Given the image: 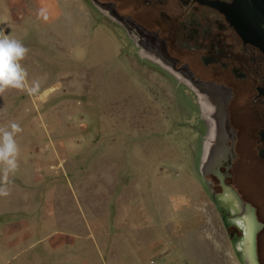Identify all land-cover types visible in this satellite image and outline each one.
I'll return each instance as SVG.
<instances>
[{"label":"rangeland","instance_id":"1","mask_svg":"<svg viewBox=\"0 0 264 264\" xmlns=\"http://www.w3.org/2000/svg\"><path fill=\"white\" fill-rule=\"evenodd\" d=\"M118 25L90 0H0V30L40 82L0 95V127L22 128L0 264H245L235 211L205 185L199 95Z\"/></svg>","mask_w":264,"mask_h":264},{"label":"flooded vegetation","instance_id":"2","mask_svg":"<svg viewBox=\"0 0 264 264\" xmlns=\"http://www.w3.org/2000/svg\"><path fill=\"white\" fill-rule=\"evenodd\" d=\"M99 1L161 37L177 69L223 92L199 101L207 118L197 127L205 185L228 215L235 211V241L243 243V231L252 228L251 262L264 264V0ZM209 106L222 109L219 124L229 115L230 131L213 133Z\"/></svg>","mask_w":264,"mask_h":264},{"label":"clouds","instance_id":"3","mask_svg":"<svg viewBox=\"0 0 264 264\" xmlns=\"http://www.w3.org/2000/svg\"><path fill=\"white\" fill-rule=\"evenodd\" d=\"M40 15L47 19L46 10L41 9ZM28 52L22 41L0 30V95L10 88L27 91L29 95L39 92L40 82L32 81L29 84V73L21 63ZM20 132L22 128L15 122L8 127H0V171L3 173L0 184L7 185L9 174L18 168L20 148L16 135ZM0 195H8L6 187H0Z\"/></svg>","mask_w":264,"mask_h":264},{"label":"water","instance_id":"4","mask_svg":"<svg viewBox=\"0 0 264 264\" xmlns=\"http://www.w3.org/2000/svg\"><path fill=\"white\" fill-rule=\"evenodd\" d=\"M105 16L109 17L111 20L116 21L120 26L124 27L127 33V37L131 38L134 45L138 49V54L143 59H148L163 69H165L172 76L177 78L181 83L185 84L187 87L193 89L197 95H199V101L212 100L214 93L219 92V89L215 86H209L204 82L195 80L191 72L186 68L177 69L176 61L172 59L167 51V46L157 34L151 33L146 30L144 27L135 23L130 18L122 17L114 7H107L99 0H90ZM204 92H213V94H205ZM204 112V106H203ZM209 111L211 112V117L215 127L212 129L213 133H218L219 131L227 128L230 129V122L227 116H225V124H219L216 122L215 116L218 111H214L209 106ZM251 219H249L250 221ZM251 227H254L253 224H250ZM247 232L245 231V238L247 239V250L246 256L251 260L254 259V244H253V230L252 228L246 227Z\"/></svg>","mask_w":264,"mask_h":264}]
</instances>
